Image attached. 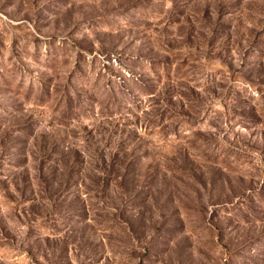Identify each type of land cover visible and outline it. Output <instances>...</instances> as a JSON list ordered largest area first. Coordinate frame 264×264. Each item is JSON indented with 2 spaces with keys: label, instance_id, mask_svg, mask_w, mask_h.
<instances>
[{
  "label": "rangeland",
  "instance_id": "1",
  "mask_svg": "<svg viewBox=\"0 0 264 264\" xmlns=\"http://www.w3.org/2000/svg\"><path fill=\"white\" fill-rule=\"evenodd\" d=\"M0 264H264V0H0Z\"/></svg>",
  "mask_w": 264,
  "mask_h": 264
}]
</instances>
